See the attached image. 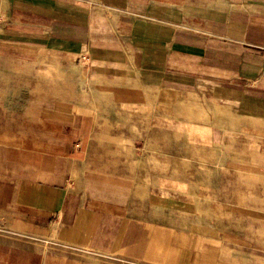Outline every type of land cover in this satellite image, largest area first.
<instances>
[{
  "label": "crops",
  "instance_id": "obj_1",
  "mask_svg": "<svg viewBox=\"0 0 264 264\" xmlns=\"http://www.w3.org/2000/svg\"><path fill=\"white\" fill-rule=\"evenodd\" d=\"M0 229V264H264V0H0Z\"/></svg>",
  "mask_w": 264,
  "mask_h": 264
},
{
  "label": "rangeland",
  "instance_id": "obj_2",
  "mask_svg": "<svg viewBox=\"0 0 264 264\" xmlns=\"http://www.w3.org/2000/svg\"><path fill=\"white\" fill-rule=\"evenodd\" d=\"M195 192L197 193L195 195L193 194L194 192L191 193V195H193L191 197V200L194 202V206H191V208L195 211V213L197 212L199 215L200 214L204 215L206 213L205 208L207 206H205V204H201L199 201L200 199L204 198L203 195H201L203 193V188H201V189L199 188ZM164 216L166 219V224L167 223H173V220L175 221L177 219L174 217L173 213L168 212V211H166V214ZM180 221H182V222L185 221L184 224L188 223V222H186V217L184 215H182ZM0 234H2L3 236L8 235V233L2 232L1 229H0ZM88 258L90 260V264H99L97 259L94 260V258H96V257L88 255ZM121 264H125V263H121Z\"/></svg>",
  "mask_w": 264,
  "mask_h": 264
},
{
  "label": "built area",
  "instance_id": "obj_3",
  "mask_svg": "<svg viewBox=\"0 0 264 264\" xmlns=\"http://www.w3.org/2000/svg\"><path fill=\"white\" fill-rule=\"evenodd\" d=\"M82 60L86 61L87 60L86 56H82Z\"/></svg>",
  "mask_w": 264,
  "mask_h": 264
}]
</instances>
